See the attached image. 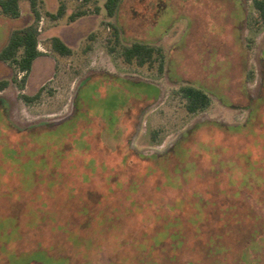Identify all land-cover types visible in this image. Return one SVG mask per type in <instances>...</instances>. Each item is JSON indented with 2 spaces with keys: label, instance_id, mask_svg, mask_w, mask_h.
Instances as JSON below:
<instances>
[{
  "label": "rangeland",
  "instance_id": "obj_1",
  "mask_svg": "<svg viewBox=\"0 0 264 264\" xmlns=\"http://www.w3.org/2000/svg\"><path fill=\"white\" fill-rule=\"evenodd\" d=\"M19 3L18 19L0 15V49L35 24L41 55L26 75L0 61V264H264L252 0H122L113 17L104 0ZM133 43L149 63L124 61ZM184 86L209 106L188 113Z\"/></svg>",
  "mask_w": 264,
  "mask_h": 264
},
{
  "label": "trees",
  "instance_id": "obj_2",
  "mask_svg": "<svg viewBox=\"0 0 264 264\" xmlns=\"http://www.w3.org/2000/svg\"><path fill=\"white\" fill-rule=\"evenodd\" d=\"M20 0H0V15L9 19H18L21 15ZM84 5L91 3L93 0H81ZM122 0H104V9L108 17H113ZM254 8L259 14V18L264 24V0H252ZM35 4L32 2L34 11ZM64 14V7L59 6L56 14H51L50 17L57 20ZM35 22L39 20V15L34 11ZM79 15H82L81 13ZM76 14L71 16L74 19ZM53 51L61 56H70L72 49L66 45L60 38L53 37L50 42ZM38 47V30L35 24L27 25L21 29L13 30L6 44L0 49V61L11 62L24 75L28 74L32 68L33 62L41 55ZM154 54V49L142 43H133L131 46L123 50V58L127 63L135 61L137 65L142 66L149 63ZM8 86L6 80H0V92ZM23 89L24 84H22ZM180 93L186 100L185 108L188 113H196L206 109L210 104L209 96L202 90L193 86H184L180 89ZM34 97L21 96L25 102L34 100ZM45 258V254H44ZM45 260V259H44Z\"/></svg>",
  "mask_w": 264,
  "mask_h": 264
},
{
  "label": "crops",
  "instance_id": "obj_3",
  "mask_svg": "<svg viewBox=\"0 0 264 264\" xmlns=\"http://www.w3.org/2000/svg\"><path fill=\"white\" fill-rule=\"evenodd\" d=\"M58 38H60L66 45H68L65 41H64V39L63 38H61V37H58Z\"/></svg>",
  "mask_w": 264,
  "mask_h": 264
}]
</instances>
